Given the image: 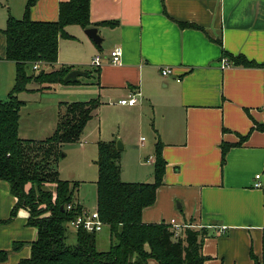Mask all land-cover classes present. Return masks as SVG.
<instances>
[{
    "label": "crops",
    "instance_id": "1",
    "mask_svg": "<svg viewBox=\"0 0 264 264\" xmlns=\"http://www.w3.org/2000/svg\"><path fill=\"white\" fill-rule=\"evenodd\" d=\"M27 1L5 0L0 8V101L7 100L17 73L16 64L5 59L3 31L9 17L24 18ZM69 1L39 0L30 17L57 22L60 5ZM107 22L115 26L104 25ZM90 24L87 29H98L101 45L85 34L87 29L68 26L72 39L59 40L53 66L80 69L90 77L41 91L38 85L28 86L31 91L19 95L25 103L22 110L26 94L57 91L59 122L65 110L61 104L75 97L86 102L99 99L101 106L80 142H90L98 150L99 142L122 141L121 166L127 159L123 151L130 149L135 177L130 181L154 179L156 145L162 144L167 165L163 185L155 204L143 211L142 222L168 225L174 219L195 230L206 228L204 264H264V131L254 129L264 125V68L236 67L224 58L226 51L264 65V0H92ZM117 47L123 51L121 65L109 58ZM97 55L103 57L99 68L93 66ZM224 60H229L225 68ZM165 68L173 74L163 76ZM132 95L138 97L136 105L119 104ZM58 122L52 120L44 133L52 136ZM21 131L19 123L20 138ZM245 137L241 146L228 151L223 164L222 145H237ZM22 139L44 141L39 136ZM150 164L152 173L145 171ZM256 182L262 186L255 188ZM15 204L9 184L0 181V250L9 252L3 264L30 258V244L37 239L24 209L1 223L10 219ZM73 232L76 241L77 231ZM109 240L111 247V235ZM15 243L25 246L15 251ZM149 264L159 263L152 259Z\"/></svg>",
    "mask_w": 264,
    "mask_h": 264
},
{
    "label": "trees",
    "instance_id": "2",
    "mask_svg": "<svg viewBox=\"0 0 264 264\" xmlns=\"http://www.w3.org/2000/svg\"><path fill=\"white\" fill-rule=\"evenodd\" d=\"M39 0H28L24 18L9 17L3 31L6 39L5 59L17 67L16 83L8 98L0 101V181L9 184L16 204L9 222L17 213L28 211V225L37 230V239L30 244L31 256L19 264H204L203 243L208 230L186 228L176 237L166 223L144 224L143 211L155 204L157 191L163 185L166 162L162 156V144L155 150L154 182L126 183L122 181L121 154L115 141L98 143L97 212L105 227L110 230L111 244L108 251L97 248L98 233L80 228L76 244H68V224L84 212L75 198L78 182L65 181L54 169L53 163L61 156V146L79 143L88 123L100 108L99 99L88 102L61 104L55 133L44 141L24 140L19 136V123L24 102L19 95L30 84L40 86L38 91L64 85V79L73 67L53 66L58 62L59 40L72 39L66 32L71 25L85 29L90 24L92 0H70L60 5L57 22H35L31 19L32 8ZM115 26V22L104 23ZM182 27L190 25L181 24ZM221 45V42H218ZM236 67L260 68L264 65L248 60L244 55H232L224 51ZM228 60V61H229ZM37 64L41 68L34 69ZM44 65V66H43ZM46 66H52L48 71ZM33 70L30 74L29 71ZM254 129L264 131V125ZM222 145V163L228 151L241 146ZM68 206L72 208L69 210ZM24 243H15L20 250ZM9 252L0 250V264L7 261Z\"/></svg>",
    "mask_w": 264,
    "mask_h": 264
},
{
    "label": "rangeland",
    "instance_id": "3",
    "mask_svg": "<svg viewBox=\"0 0 264 264\" xmlns=\"http://www.w3.org/2000/svg\"><path fill=\"white\" fill-rule=\"evenodd\" d=\"M1 5H5V0H0V8ZM30 74L33 73L31 69ZM36 84H30L29 87H35ZM28 87V88H29ZM59 92H50L47 94L40 95H30L26 94L24 97L26 99V107L21 110V121L20 125L22 126L21 137H32L35 136L43 137L46 140V136L51 137V135H46L45 129L50 125L52 120L53 124L58 122V96ZM41 96V98H39ZM77 98V97H75ZM91 100V99H90ZM77 101H80L77 98ZM86 102V101H80ZM44 110V112L40 111ZM63 112V111H62ZM39 123H45V126L39 125ZM95 122H92L90 127L94 125ZM38 125V126H36ZM32 127V128H31ZM56 129V128H55ZM147 138V144L152 142L151 138L146 134L142 135ZM36 141V140H33ZM91 141V140H89ZM88 141V142H89ZM118 140L117 142H119ZM87 142V143H88ZM122 143V141H120ZM82 144V145H81ZM92 143H88L86 145L83 140L80 143H68L63 144L61 146V156L58 158L56 162L53 163L54 169L59 172L60 178L65 181L70 182H78L80 183V188H78L76 192V200H79L81 204H83L86 208H88L91 212L96 210L97 206V180H98V169H97V161H98V150L94 146H90ZM145 153H148V149L145 150ZM123 155H127V159L123 162V174L122 181L126 183H153L155 178L150 177L151 181L145 182L142 179V182L130 181L134 179V174L130 169V149L128 151L124 150ZM153 158V155H152ZM146 164V163H144ZM147 165V164H146ZM149 170L145 169V171L152 173L151 169H153V165H148ZM151 176V175H147ZM68 244L75 245V234L74 228L68 224ZM77 234V233H76ZM110 230L105 227L103 232L98 233V250L99 251H108L110 249ZM117 240H113L112 244H116Z\"/></svg>",
    "mask_w": 264,
    "mask_h": 264
},
{
    "label": "built area",
    "instance_id": "4",
    "mask_svg": "<svg viewBox=\"0 0 264 264\" xmlns=\"http://www.w3.org/2000/svg\"><path fill=\"white\" fill-rule=\"evenodd\" d=\"M122 57H123V51L119 47L112 50L109 55L110 61L114 65H121ZM102 61H103V57L101 55H97L93 59V66L99 68L102 65ZM228 63L229 62L227 60H224V64L222 65V67L223 68L227 67ZM39 65L40 64H37L34 69L38 70ZM172 74H173V69L165 68L162 70L163 76H170ZM137 103H138L137 95H132L129 96L128 98L119 101V104L123 106H134ZM256 179H260V176H257ZM254 186L255 188H260L262 184L260 182H256ZM71 208H72L71 206H68L69 210ZM69 225H71L76 231L82 228L90 233L102 232L103 228L105 227L104 223L100 219L97 210L91 213L83 212L82 215H80L76 220L71 221ZM168 225L172 228L176 237L181 235L184 229L192 228L190 225H180L174 219H172Z\"/></svg>",
    "mask_w": 264,
    "mask_h": 264
},
{
    "label": "water",
    "instance_id": "5",
    "mask_svg": "<svg viewBox=\"0 0 264 264\" xmlns=\"http://www.w3.org/2000/svg\"><path fill=\"white\" fill-rule=\"evenodd\" d=\"M85 34L94 41V43H96L97 45H101L102 43V39L100 38L99 34H98V29L96 28H90L87 29L85 31ZM81 77H90V73L86 72V71H82L80 69H75L73 71H71L66 78L64 79V83L65 84H74L78 81L79 78ZM71 101L75 102L76 98L71 99ZM117 149L119 151L123 150V146L121 144V142H117Z\"/></svg>",
    "mask_w": 264,
    "mask_h": 264
}]
</instances>
